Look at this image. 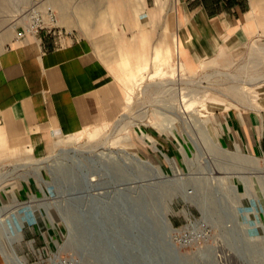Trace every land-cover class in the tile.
Here are the masks:
<instances>
[{
	"label": "rangeland",
	"instance_id": "1",
	"mask_svg": "<svg viewBox=\"0 0 264 264\" xmlns=\"http://www.w3.org/2000/svg\"><path fill=\"white\" fill-rule=\"evenodd\" d=\"M171 1L161 43L174 27ZM144 7L142 0H0V43L34 11L51 8L63 31L91 40L129 91L113 119L0 169V264H264V157L234 151L223 123L232 111L264 118L257 83L264 38L249 40L238 56L200 54L193 67L184 48L187 69L173 82H131L136 61L151 60L144 42L133 49L127 39L128 21ZM155 30L152 21V41ZM60 166L78 170L74 181H62ZM25 183L33 185L19 197ZM70 212L81 224L75 230Z\"/></svg>",
	"mask_w": 264,
	"mask_h": 264
},
{
	"label": "crops",
	"instance_id": "2",
	"mask_svg": "<svg viewBox=\"0 0 264 264\" xmlns=\"http://www.w3.org/2000/svg\"><path fill=\"white\" fill-rule=\"evenodd\" d=\"M172 1L174 27L163 43L160 35L167 24L166 0H142L146 9L139 13L138 21H128V43L141 50L144 42V56L151 55L150 65L136 61L127 75L131 82L138 83L142 70L156 65L154 56L165 53L175 38L181 43L190 36V44L182 51L190 50L192 67L200 54L224 50L238 56L249 40L264 38V8L255 0ZM57 7L61 9L62 4ZM152 21L153 36L157 35L153 41ZM19 30L9 32L0 43V169L8 163L36 160L57 143H66L63 137L113 119L129 92L127 88L123 94L118 77L88 38L71 34L59 41L44 32L19 38ZM223 121L229 142L264 157L263 116L232 111ZM152 148L160 151L154 144ZM32 185L18 186L19 197Z\"/></svg>",
	"mask_w": 264,
	"mask_h": 264
},
{
	"label": "bare ground",
	"instance_id": "3",
	"mask_svg": "<svg viewBox=\"0 0 264 264\" xmlns=\"http://www.w3.org/2000/svg\"><path fill=\"white\" fill-rule=\"evenodd\" d=\"M32 11V10H31ZM174 37V36H173ZM175 38V37H174ZM191 42V38L190 36H187L185 37L181 43H179V41L177 42L176 41V38H175V41L173 42V44H170L166 50H165V53L163 52H159L158 54H156L154 56V63H156V65L152 66V67H155L154 70H149V68H144L142 71V75L141 77L143 76L144 77H148V78H158V79H166V80H163L164 82H161L160 81H157V83L159 84L160 82V85H166V84H169L171 82H173V80L169 79V78H174V75H178L179 71H182V70H186V64L183 62L182 59H179L180 58V54H182V48L188 44H190ZM176 57V62H174V66H173V59H175ZM179 59V60H177ZM172 63V65H171ZM224 76V73L221 72ZM213 74V73H212ZM227 74V73H226ZM208 75V74H207ZM231 75V74H230ZM228 75V76H230ZM235 76V75H234ZM140 77V78H141ZM207 77V76H206ZM209 77V76H208ZM207 77V78H208ZM232 77V76H231ZM234 78H238V77H234ZM260 79V78H259ZM259 79H257V83L259 84V86L262 85V83L264 84V78L260 79V81H258ZM252 79H250L251 81ZM246 83V81H245ZM248 84L249 81H247ZM256 83V84H257ZM255 84V83H253ZM252 84V85H253ZM261 84V85H260ZM263 87V86H262ZM262 89V88H261ZM264 91H262L263 93ZM262 105V104H261ZM256 108V107H255ZM261 109V108H259ZM231 144V147L233 148L234 151L236 152H239V148L233 144L232 142H230ZM67 149H61V151H65ZM124 151V150H123ZM126 153V152H125ZM132 158L139 164H142V166H145L148 170H152V174L154 176L157 175V172L155 170H153L154 168H156L153 164H151L149 161H147L146 159H143V158H140L136 155H133L131 154ZM250 163H255L256 161V157L254 155H250L247 159ZM252 164V165H253ZM246 165V164H245ZM249 165V163H248ZM251 165V166H252ZM251 168V167H250ZM252 169V168H251ZM254 169H257L256 167ZM80 172V171H79ZM156 172V174L154 173ZM58 173H60L61 177H62V181L63 182H72L74 181V177H76V173H78V170H76L75 168L73 167H69V168H65V167H58ZM71 214L67 215V219H68V222L69 224L72 226V228L75 230L74 226L77 224H80V222L78 221V219L76 220V216H74L72 214V212H70ZM81 225V224H80ZM81 231H84V228L82 227L81 228ZM2 244H0L1 246ZM3 247V246H2ZM4 252V251H3ZM5 253V252H4ZM90 260V258H88ZM87 262L86 264H102L98 262H95L94 261H86Z\"/></svg>",
	"mask_w": 264,
	"mask_h": 264
},
{
	"label": "built area",
	"instance_id": "4",
	"mask_svg": "<svg viewBox=\"0 0 264 264\" xmlns=\"http://www.w3.org/2000/svg\"><path fill=\"white\" fill-rule=\"evenodd\" d=\"M33 13L32 19L29 23L17 32L19 38L44 32L46 35L54 37L60 41L62 38L69 35L59 27L57 17L51 8H47L44 12L34 11ZM257 116H261V114L258 113Z\"/></svg>",
	"mask_w": 264,
	"mask_h": 264
}]
</instances>
